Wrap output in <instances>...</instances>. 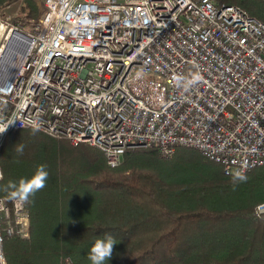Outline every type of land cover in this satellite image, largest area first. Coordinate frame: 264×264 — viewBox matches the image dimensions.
<instances>
[{
	"label": "built area",
	"instance_id": "obj_1",
	"mask_svg": "<svg viewBox=\"0 0 264 264\" xmlns=\"http://www.w3.org/2000/svg\"><path fill=\"white\" fill-rule=\"evenodd\" d=\"M6 8L0 149L30 128L96 147L111 168L136 147L161 158L193 148L231 176L264 165V22L246 10L214 0H44L26 31ZM192 73L198 84L177 86ZM27 204L0 195V264H9L5 235L30 237Z\"/></svg>",
	"mask_w": 264,
	"mask_h": 264
},
{
	"label": "trees",
	"instance_id": "obj_2",
	"mask_svg": "<svg viewBox=\"0 0 264 264\" xmlns=\"http://www.w3.org/2000/svg\"><path fill=\"white\" fill-rule=\"evenodd\" d=\"M39 1L0 0V9L19 2V23L39 18ZM214 1L264 22V0ZM41 165L48 178L27 204L30 237L4 238L9 264H91L92 245L106 236L116 245L105 264H264V214L255 212L264 165L241 181L193 148L161 158L136 147L111 168L96 147L27 128L3 140L0 195Z\"/></svg>",
	"mask_w": 264,
	"mask_h": 264
},
{
	"label": "clouds",
	"instance_id": "obj_3",
	"mask_svg": "<svg viewBox=\"0 0 264 264\" xmlns=\"http://www.w3.org/2000/svg\"><path fill=\"white\" fill-rule=\"evenodd\" d=\"M145 23H147V20ZM201 79L202 77L199 73H192L190 77H177L176 83L177 86L188 89L198 84ZM21 123L23 125V122ZM8 126H0V133L5 132ZM19 151L22 152V148ZM47 178L48 172L45 170V167L43 165L38 166L36 173L31 178H22L18 184H10L12 190L8 193V199L14 202L17 207H22L29 201L31 196H34L36 192L45 187ZM234 179L244 181L247 177L238 172L235 174ZM255 212L258 217L264 214V203L257 205ZM114 245H116L115 240L111 236H106L104 239H97L89 253L91 264H105V261L111 260ZM0 259H2V256H0Z\"/></svg>",
	"mask_w": 264,
	"mask_h": 264
},
{
	"label": "rangeland",
	"instance_id": "obj_4",
	"mask_svg": "<svg viewBox=\"0 0 264 264\" xmlns=\"http://www.w3.org/2000/svg\"><path fill=\"white\" fill-rule=\"evenodd\" d=\"M41 2V3H40ZM44 0H40L39 3H40V6L41 4H43ZM19 2H16L12 5H9L6 9H5V12L7 13V15L11 16L12 19H13V23H14V19L15 17L17 16V12H18V8H19ZM33 20V19H29V18H26L24 19V21H20V22H24L25 23V30L27 31L28 29H30V21ZM29 23V24H28ZM29 25V26H28ZM1 46V45H0Z\"/></svg>",
	"mask_w": 264,
	"mask_h": 264
},
{
	"label": "bare ground",
	"instance_id": "obj_5",
	"mask_svg": "<svg viewBox=\"0 0 264 264\" xmlns=\"http://www.w3.org/2000/svg\"><path fill=\"white\" fill-rule=\"evenodd\" d=\"M10 43H8V44H6L5 46H4V48H3V50H2V54H1V56L2 57H4L6 54H7V51H9L10 50Z\"/></svg>",
	"mask_w": 264,
	"mask_h": 264
}]
</instances>
